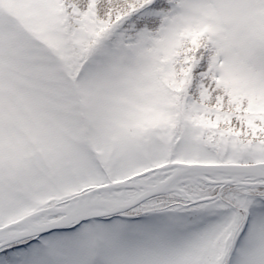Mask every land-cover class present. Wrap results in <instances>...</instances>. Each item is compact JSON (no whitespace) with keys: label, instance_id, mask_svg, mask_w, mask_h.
<instances>
[{"label":"snow or ice","instance_id":"obj_1","mask_svg":"<svg viewBox=\"0 0 264 264\" xmlns=\"http://www.w3.org/2000/svg\"><path fill=\"white\" fill-rule=\"evenodd\" d=\"M0 264H264V0H0Z\"/></svg>","mask_w":264,"mask_h":264}]
</instances>
